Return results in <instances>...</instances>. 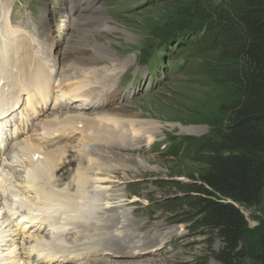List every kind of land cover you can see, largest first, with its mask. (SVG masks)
I'll use <instances>...</instances> for the list:
<instances>
[{"label":"rangeland","instance_id":"obj_1","mask_svg":"<svg viewBox=\"0 0 264 264\" xmlns=\"http://www.w3.org/2000/svg\"><path fill=\"white\" fill-rule=\"evenodd\" d=\"M93 1L95 11L91 14L100 16L114 29L90 30L91 35L88 32L87 36L79 39L82 51L75 50V52L77 54L84 52L87 55L89 52L95 53L100 48L108 49L113 51L111 53H118L123 57L119 62L124 67L118 69L115 76L111 74L114 70L109 68L100 71L102 78L100 83L96 77L89 76L88 81H92L89 89L97 93L108 84H117L121 97L118 103L111 106L118 108L130 105L133 110L127 114L142 117L138 121L152 119L161 130L160 138H168L154 147L152 154L122 153L123 159L142 167V175L139 179L129 182V186L139 192L143 191L144 180L150 186L151 195L147 197L150 202L147 203V200L143 198L137 204V209L146 210L140 217L142 220L149 215L147 209L154 208L151 215V219L154 220L152 231L146 238V242H149L146 249L148 251L154 249V251L138 258L118 256L113 259L121 260L120 264H228L229 260L232 264H264L262 246L264 194L254 204L235 203L244 217L245 228L238 244L235 247H229L217 231L201 225L199 210L194 206L198 196L192 192L199 186L200 175L206 169L207 146L216 142L232 123L231 105L240 97L239 89L231 81L230 73L242 65L241 59L238 57L226 59L225 56L234 49V45L243 42L246 37L242 26L232 22V19L236 18L242 0ZM79 6L80 3L76 0H3L2 4L0 3V15L8 16V22L15 31L14 35L12 34L15 43L18 39L21 40V37L29 42L33 41V46H36L37 52L40 51V55L42 54L40 58L44 60L53 77L65 79L66 76L71 77L74 74L70 61L60 60L59 62V59L55 57L58 54L68 57L69 53L74 52L75 48L70 50L68 46L73 43L72 37L75 32L73 27L75 28L78 24ZM37 20H44V29L39 27ZM0 24L2 28L5 26L2 18ZM46 28L50 30V42L46 41L45 37H41ZM70 30L73 31L71 34H69ZM96 53L99 54V52ZM123 60L125 62H121ZM125 65L130 66L128 72ZM108 67L117 68L114 64H108ZM68 79L66 78L65 81ZM66 83L73 85L74 80H68ZM65 101H63L64 106L61 107L58 103L54 104V100L51 104L42 107L36 119L30 121L34 123V126L28 131H26V118L21 117L20 114L14 116L13 120H18L20 124L16 131L20 129L22 134L0 156V164H2L0 175L7 174L11 184L23 185L24 183H21L19 179L27 174L25 165L30 168L27 157L25 158L23 154L18 156V159L24 158L21 159L23 162L10 164V168H5L8 164L7 159L17 151L18 144L27 142L24 136L36 130L39 123L53 118L52 113L62 114L63 117L80 113L76 109H70L72 107ZM96 112L98 111L91 110L87 114L93 116ZM12 130L14 131V128ZM77 136H80V132H77L69 142L74 141ZM44 137L47 136L44 134ZM45 139L49 140L46 141L49 143L46 147L54 144L51 138ZM64 141L66 139L58 140L54 145H65ZM104 147L99 146L102 149ZM140 160L145 163H140ZM84 161H87V157ZM87 163L84 162V165ZM93 173L90 172L89 175ZM16 186L14 190L18 191ZM125 186L126 183L117 190L116 188L101 189V197L96 201L97 209H100V204L106 201L105 198L108 196L117 200L120 196L127 195L128 190ZM88 188L94 189L91 181ZM12 196L9 195L5 200L7 206H4V199L1 200L3 205L0 206V235L5 239H0V264H33V259H27L26 254H23L25 253L23 238H21L23 235L12 237L15 234L12 230L19 226L14 225L10 228L9 222H5L9 218L7 213L10 211L14 215V209L18 204L28 206L25 203L26 198L20 199L24 202L17 201L23 196ZM226 201L232 202L230 199ZM11 202H14V205ZM11 206L13 209L10 208ZM133 209L134 206L129 205L123 210H116L117 212H110L104 216V219L111 217L121 219L112 225L110 230L105 231L109 233L114 229L117 230L122 223L135 219L137 215L134 214ZM43 210L46 212V209ZM55 211V208H51L47 213L53 212V217L57 221H62L68 218L67 215L69 216L61 210ZM45 212H42V216H48ZM91 221L93 224L100 225V216H95ZM22 223L21 228L23 226L27 230L34 228V226L30 227L31 224L26 220ZM168 225L169 227L174 225L171 229L176 234L170 235L168 231H160V227L165 228ZM49 228H51L49 225L46 229L42 227L44 238H40L48 247L60 245L66 250H75L83 244L87 247L90 245V238L86 237L89 240H83L85 235L76 234L81 230V224L70 233H64L56 238H53ZM25 229L24 232H27ZM95 229L96 232L97 230L100 232V227ZM115 234L121 238L126 236L125 232L116 231ZM163 236L167 241L157 248L158 240H161ZM138 237L140 240L142 234L139 233ZM13 239L16 241L14 245ZM18 252L23 259L19 258V255L16 256ZM101 257L100 255L82 256L74 263L66 260H46L49 264H89Z\"/></svg>","mask_w":264,"mask_h":264},{"label":"bare ground","instance_id":"obj_2","mask_svg":"<svg viewBox=\"0 0 264 264\" xmlns=\"http://www.w3.org/2000/svg\"><path fill=\"white\" fill-rule=\"evenodd\" d=\"M2 1L0 0L1 4ZM77 1L80 3L77 9L78 24L75 28L73 27L76 33L70 30L69 34L73 32L75 37L70 36L72 37L73 43L68 46L70 50L75 48L73 50L74 52L69 53L68 57H64L63 55L59 56V54L57 55L58 57H55L59 59V62L60 60L70 61V67L74 71V74L71 77L66 76V78H69L68 80H74V84L70 85L66 83L68 82V80L65 81L66 78L58 79L61 83L56 85L58 93H56L54 104L58 103L61 107L64 106L63 101L66 100L65 102L72 107L70 109H76L80 113L74 116L69 115V117L52 113L53 118L39 123L36 130L27 133L26 137L24 136L27 142L19 141L17 151L7 159L8 164L5 165V168H10V164L13 165L17 162H23L21 161L23 157L18 159L20 154H23L25 158L27 157V164H29L30 168H27L28 165H25L27 174L19 179L21 183H24L23 185H13L7 174L0 175V206L3 205L1 203L2 199H4V206L8 205L5 204V200L9 195L15 197L18 195L23 196L17 201H23L20 199L24 198L27 199L25 203L28 206L22 209L30 213L25 218L19 216L21 220L18 222L20 218L14 220L13 217L12 219V214L9 211L7 213L9 218L5 222H9L10 228H13L14 225L19 226V228L12 230L15 233L12 237L16 238V235L19 234L23 235L21 237L24 242L23 250H25L23 254H26L27 259H33V264H49V261L52 260H66L67 262L74 263L77 259H81L82 256L96 255L102 257L97 259V261H91L89 264H120L121 260L113 258L118 256L138 258L139 256L141 257L154 251V249L148 251V247L146 246L149 243L146 242V238L152 231V223L154 220L151 219V215L154 208L149 207L147 209L149 215L142 220L140 217L146 210L143 208L137 209V204L143 198L147 200V197L151 195L150 186L146 184L147 181L145 180V183H142V192L129 186V182L139 179L142 175V167L140 165L139 168L135 163L123 159L122 155L124 154L122 153L138 155L142 153L152 154L154 147L165 142L168 138H160L161 130L152 119L138 121L142 117H138L136 114H127L133 110L130 105H124L118 108L111 106L118 103L121 97L117 84H108L97 93L89 89L92 83V81H88L89 76L96 77L100 83L102 80L100 71L108 70V68L114 70L111 74L115 76L116 71L124 67L119 62L123 57L119 56L118 53H111L113 51L102 48L96 50L95 53L94 51L89 52L87 55L84 52L78 54L75 52V50L82 51L80 47L82 44L79 46V39L87 36L88 32L91 35L90 30L104 28L110 31L114 29L112 28L113 26L108 25L107 21L100 18V16L91 14L95 11L93 8V0ZM1 18L3 19V23L5 22V26L2 28V24H0V44H2L3 39L8 51H0L2 55L0 81H3L4 75L6 79V74L8 73L12 81V90H15V94H13L11 100H7L4 97L5 100L0 106V156L8 149L6 142L5 144L1 142L2 137L4 139V135L8 134L6 132V120L9 118L10 121V115L15 112L16 107L19 109L23 105L20 101L19 94H23V100H26L23 109H20L22 116L25 114V108L30 109L33 113L31 116H34V113L37 114L41 111L38 109L40 105H45L48 100L52 99V93L48 86L51 75L47 73V69L41 61L40 57H42V54L40 55V51H36V46H33V41L29 42L21 37V40L18 39V42L15 43V40L12 38V34L14 35L15 31L8 22V16L0 15V20ZM37 23L41 29L45 28L44 20H37ZM39 35L41 36L40 32ZM41 37H45V40L50 42V30H44ZM96 52H99V54ZM64 54L66 55V52ZM106 62L116 65L117 68L112 69L108 67ZM121 62L125 61L123 60ZM54 64L56 65L57 63ZM128 65H125V67ZM129 70L130 66L126 67V72ZM56 78L57 76L54 79ZM86 110H97L98 112L90 116L87 114L89 111L87 112ZM29 119H26L27 123H30ZM31 123L32 125L34 124L33 122ZM77 132H80V136H77L74 141L69 142ZM45 133L47 137H43ZM21 134L18 133L16 135V140L20 138ZM12 137L15 136L10 137L8 134L4 141L9 143ZM45 138H51L54 144L62 139H66L68 142L64 141L65 145L61 146L53 144L51 147H46L49 146V143H46L49 140ZM99 146L105 147L102 149ZM86 157L87 161H84ZM84 162H88L87 165H84ZM142 162L143 164L145 163L143 160H140V163ZM90 172L94 173L89 175ZM90 181L94 187L93 190L88 188ZM124 183H126L125 189L128 190L127 195L120 196L117 200L108 196L105 198L106 201L100 204V209H97L98 203L96 201L101 197V189L116 188L117 190ZM14 186L18 188V191L14 190ZM148 202L150 201L147 200ZM11 203L13 204L14 202ZM129 205L134 206L133 212L137 217L127 221L125 224L122 223L123 225L121 224V227H117V230L114 229L111 232L109 231V233L105 231L110 230L111 226L121 219L117 217L104 219V216L116 210H123L125 206ZM12 207L10 208L13 209ZM51 208H55V212L61 210L65 214L68 213L70 217L74 216L75 218H70L67 215L68 218L57 221L53 217V212L47 213ZM22 209H19V212ZM43 209H46V212ZM40 210L47 213L48 216H42ZM17 212L15 210V214ZM95 216H100V225L92 223L91 220ZM24 219L28 220V223L31 224L30 227L34 226L32 230H27L24 226L21 228L23 225L22 220ZM79 224H81L82 228L76 234L85 235L83 240L87 239L86 237L91 239L88 247L83 244L75 250H66L60 245L48 247L40 240V238H44L43 230H41L42 227L46 229L47 225H49L51 227L49 228L51 229V235L53 238H56L64 233H70ZM169 225L165 228L160 227V231H168L170 235L176 234L171 229L174 225L170 227ZM98 227H100V232H98L99 230L96 232L95 228ZM1 229L3 231V228ZM20 229H23V231H20ZM24 229L27 232H24ZM33 229L35 230L33 231ZM116 231L125 232L126 236L121 238L118 234H115ZM110 233L111 235L109 236ZM139 233L142 234L140 240L138 237ZM2 238L4 237L0 235V239ZM6 239L8 240V238ZM14 240L13 245L16 243ZM166 241V238L163 236L161 240H158L157 248H160ZM18 255L19 258L23 259L21 253L19 254L18 252L16 256ZM46 259H49V261Z\"/></svg>","mask_w":264,"mask_h":264},{"label":"trees","instance_id":"obj_3","mask_svg":"<svg viewBox=\"0 0 264 264\" xmlns=\"http://www.w3.org/2000/svg\"><path fill=\"white\" fill-rule=\"evenodd\" d=\"M232 22L246 35L243 42H232L234 49L225 56L241 59L230 73L240 97L231 105L232 123L207 146L206 169L192 190L201 225L217 231L229 247L238 244L245 228L236 204H254L264 194V0H242Z\"/></svg>","mask_w":264,"mask_h":264}]
</instances>
